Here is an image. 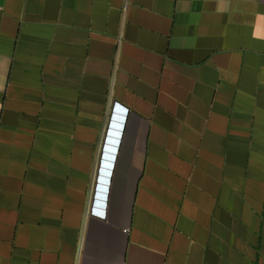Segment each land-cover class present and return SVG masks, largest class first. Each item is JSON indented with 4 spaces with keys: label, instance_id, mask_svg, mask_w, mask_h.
I'll use <instances>...</instances> for the list:
<instances>
[{
    "label": "crops",
    "instance_id": "crops-1",
    "mask_svg": "<svg viewBox=\"0 0 264 264\" xmlns=\"http://www.w3.org/2000/svg\"><path fill=\"white\" fill-rule=\"evenodd\" d=\"M0 264H264V0H0Z\"/></svg>",
    "mask_w": 264,
    "mask_h": 264
}]
</instances>
